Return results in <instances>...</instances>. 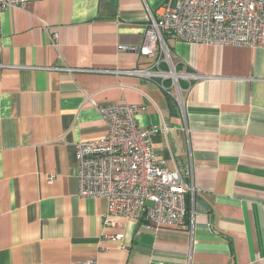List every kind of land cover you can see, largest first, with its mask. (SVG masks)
I'll use <instances>...</instances> for the list:
<instances>
[{
    "label": "crops",
    "instance_id": "1",
    "mask_svg": "<svg viewBox=\"0 0 264 264\" xmlns=\"http://www.w3.org/2000/svg\"><path fill=\"white\" fill-rule=\"evenodd\" d=\"M180 2L28 0L0 14V264H264V49L166 37L177 72L202 76L180 79L181 103L170 80L103 72L157 69L117 48L140 49L150 14ZM86 95L146 108L158 160L194 174L184 226L105 227L107 202L79 197L75 146L107 135Z\"/></svg>",
    "mask_w": 264,
    "mask_h": 264
},
{
    "label": "built area",
    "instance_id": "2",
    "mask_svg": "<svg viewBox=\"0 0 264 264\" xmlns=\"http://www.w3.org/2000/svg\"><path fill=\"white\" fill-rule=\"evenodd\" d=\"M28 0H0V14L23 8ZM177 41L209 46H237L264 49V0H182L176 7L150 14L144 44L140 49L119 45V53H137L156 60L154 68L103 71L160 82L165 90H173L183 102L179 81L182 78L202 79L194 73H178L166 37ZM58 35H52L57 42ZM167 71L161 70V65ZM71 71V70H70ZM171 81L165 88L163 82ZM86 104L93 106L107 126L101 139L78 143V195L80 198H101L108 213L103 225L117 226V219L144 218V228L153 232L182 227L188 215L187 196L195 197L193 171H171L156 157L152 137L160 130L140 127L138 116L145 107L125 102L98 105L86 95ZM123 239L122 234L111 237Z\"/></svg>",
    "mask_w": 264,
    "mask_h": 264
},
{
    "label": "trees",
    "instance_id": "3",
    "mask_svg": "<svg viewBox=\"0 0 264 264\" xmlns=\"http://www.w3.org/2000/svg\"><path fill=\"white\" fill-rule=\"evenodd\" d=\"M189 213V212H188Z\"/></svg>",
    "mask_w": 264,
    "mask_h": 264
}]
</instances>
